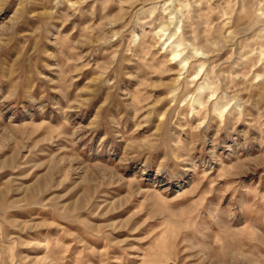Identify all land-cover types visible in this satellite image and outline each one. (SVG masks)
<instances>
[{"label":"rangeland","instance_id":"1","mask_svg":"<svg viewBox=\"0 0 264 264\" xmlns=\"http://www.w3.org/2000/svg\"><path fill=\"white\" fill-rule=\"evenodd\" d=\"M0 264H264V0H0Z\"/></svg>","mask_w":264,"mask_h":264}]
</instances>
